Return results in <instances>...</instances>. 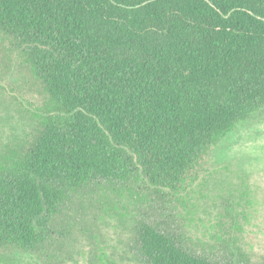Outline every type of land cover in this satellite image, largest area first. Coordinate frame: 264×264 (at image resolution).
<instances>
[{
    "label": "trees",
    "instance_id": "1",
    "mask_svg": "<svg viewBox=\"0 0 264 264\" xmlns=\"http://www.w3.org/2000/svg\"><path fill=\"white\" fill-rule=\"evenodd\" d=\"M0 35L46 95L14 97L33 129L0 149V252L48 263L68 206L111 192L148 209L144 264H264L229 240L192 251L175 211L209 151L264 112V0H0Z\"/></svg>",
    "mask_w": 264,
    "mask_h": 264
},
{
    "label": "rangeland",
    "instance_id": "2",
    "mask_svg": "<svg viewBox=\"0 0 264 264\" xmlns=\"http://www.w3.org/2000/svg\"><path fill=\"white\" fill-rule=\"evenodd\" d=\"M45 96L10 41L0 35V149L22 143L33 129L14 97L39 104ZM198 174L187 204L175 210L176 229L186 246L219 258L222 240H229L253 263L264 261V112L238 124L212 148ZM100 197L68 206L58 226L66 236H57L48 263L32 253L7 250L0 252V264H104L107 258L144 264L133 242L135 220L146 217L148 209L124 198L125 207L111 192Z\"/></svg>",
    "mask_w": 264,
    "mask_h": 264
}]
</instances>
